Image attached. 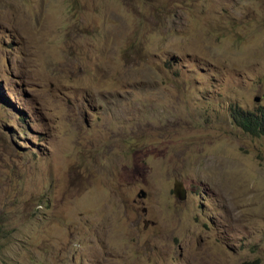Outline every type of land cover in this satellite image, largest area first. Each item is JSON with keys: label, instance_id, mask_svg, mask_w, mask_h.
<instances>
[{"label": "rangeland", "instance_id": "rangeland-1", "mask_svg": "<svg viewBox=\"0 0 264 264\" xmlns=\"http://www.w3.org/2000/svg\"><path fill=\"white\" fill-rule=\"evenodd\" d=\"M258 108L264 0H0V264H264Z\"/></svg>", "mask_w": 264, "mask_h": 264}, {"label": "trees", "instance_id": "trees-1", "mask_svg": "<svg viewBox=\"0 0 264 264\" xmlns=\"http://www.w3.org/2000/svg\"><path fill=\"white\" fill-rule=\"evenodd\" d=\"M262 109H258L256 115L248 113V115L239 114L237 117H233L237 125L242 130L248 131L255 136L264 135V114ZM251 264V263H247Z\"/></svg>", "mask_w": 264, "mask_h": 264}, {"label": "water", "instance_id": "water-1", "mask_svg": "<svg viewBox=\"0 0 264 264\" xmlns=\"http://www.w3.org/2000/svg\"><path fill=\"white\" fill-rule=\"evenodd\" d=\"M258 100H259V97L255 96L254 101L257 102ZM173 192H174V195L180 200H183L185 198V190L183 188V184L181 181H178V180L174 181ZM144 195H145L144 191L140 190L138 196H144Z\"/></svg>", "mask_w": 264, "mask_h": 264}, {"label": "clouds", "instance_id": "clouds-1", "mask_svg": "<svg viewBox=\"0 0 264 264\" xmlns=\"http://www.w3.org/2000/svg\"><path fill=\"white\" fill-rule=\"evenodd\" d=\"M258 109H261V108H258ZM258 109H257V111H258ZM263 112H264V110H263ZM248 113H253V116H254V115H256L257 112H247V113L238 112V113H236V116L234 115L233 117H237L239 114L248 115ZM260 136H264V135H259L257 137H260Z\"/></svg>", "mask_w": 264, "mask_h": 264}]
</instances>
